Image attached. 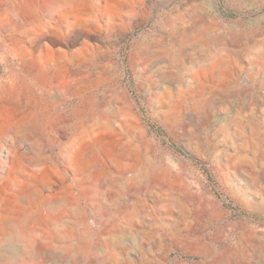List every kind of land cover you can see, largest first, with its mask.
Masks as SVG:
<instances>
[{"label": "rangeland", "instance_id": "rangeland-1", "mask_svg": "<svg viewBox=\"0 0 264 264\" xmlns=\"http://www.w3.org/2000/svg\"><path fill=\"white\" fill-rule=\"evenodd\" d=\"M0 264H264V0H0Z\"/></svg>", "mask_w": 264, "mask_h": 264}, {"label": "trees", "instance_id": "trees-1", "mask_svg": "<svg viewBox=\"0 0 264 264\" xmlns=\"http://www.w3.org/2000/svg\"><path fill=\"white\" fill-rule=\"evenodd\" d=\"M151 127L154 128V129H158L155 124H151Z\"/></svg>", "mask_w": 264, "mask_h": 264}]
</instances>
